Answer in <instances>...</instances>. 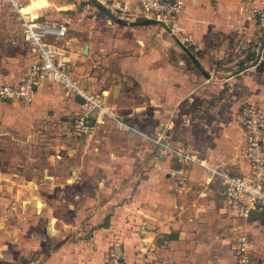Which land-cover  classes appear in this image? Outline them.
Here are the masks:
<instances>
[{"label": "crops", "instance_id": "0c3cea01", "mask_svg": "<svg viewBox=\"0 0 264 264\" xmlns=\"http://www.w3.org/2000/svg\"><path fill=\"white\" fill-rule=\"evenodd\" d=\"M181 1L180 17L167 26L141 24L147 19L134 0H95L117 18L91 17L97 28L85 54L58 10L66 0H21L27 17L67 25L64 37L47 41L82 86L104 90L106 111L93 113L91 136L71 139L70 121L83 110L60 87L40 82L28 106L0 100V136H20L32 149L46 136L45 149L63 152L37 173H24L17 157L0 169V264H106L112 240L123 245L124 264H147L145 243L155 232L164 239L165 264L192 258L182 244L213 225V183L226 204L209 168L249 172L237 117L246 101L264 114V28L252 14L262 0ZM102 17L105 23L97 22ZM154 23L165 27L156 33ZM16 37L0 47V85L20 81L35 60L33 47ZM170 150L193 159L179 161ZM171 170L186 176L182 185ZM57 211L75 213L70 219ZM263 217L261 208L243 221L259 226Z\"/></svg>", "mask_w": 264, "mask_h": 264}, {"label": "built area", "instance_id": "2783aa9c", "mask_svg": "<svg viewBox=\"0 0 264 264\" xmlns=\"http://www.w3.org/2000/svg\"><path fill=\"white\" fill-rule=\"evenodd\" d=\"M19 18L22 40L33 47L35 60L25 76L17 82L0 85V100L17 101L23 106L32 104L40 82L46 81L63 89L69 96H80L82 112L72 117L69 127L79 135L91 136L97 120L93 113H104L107 95L104 90L89 91L71 74L62 53L47 41L50 34L64 37L66 24L54 26L47 19L27 17L22 12L21 0H3ZM141 18L174 26L180 17L184 4L181 0H134ZM253 17L264 28V0L254 8ZM237 123L244 142V154L249 163V172L236 174L225 170L209 168L216 175L223 188V196L230 213L237 219L246 221L253 211L264 208V114L262 108L251 101L244 102L238 112ZM182 162L192 161V157L180 150H170ZM170 177L182 185L186 176L180 170H171ZM246 229V228H245ZM239 264H252L253 255L247 231L239 232L234 246ZM106 264H124L123 245L112 240L106 252Z\"/></svg>", "mask_w": 264, "mask_h": 264}, {"label": "rangeland", "instance_id": "374dc122", "mask_svg": "<svg viewBox=\"0 0 264 264\" xmlns=\"http://www.w3.org/2000/svg\"><path fill=\"white\" fill-rule=\"evenodd\" d=\"M61 5L65 7H59L58 10L64 15L62 16L64 20L67 21L69 26L68 36L73 37L72 43L75 45L78 51H81L83 49L82 47H84V45L87 43V40L89 39L87 35L93 36L92 33L97 28L96 26H91L94 21V19L91 17H99L104 14L114 23L115 18H117L116 15L113 14L112 19V16L108 14L109 11L98 8L96 6L95 0H66V2L61 3ZM119 16L122 15L119 14ZM124 17L125 16L123 15V17L120 19L125 20ZM105 21V17L97 20V22L102 23H105ZM14 22L17 21L14 19L10 9L6 5H3V3L0 1V47L8 44V40H6L8 38L10 39L9 41L11 43H13L12 38L16 36V40H22L20 23L15 24ZM154 24L155 25L150 29L156 33H158L161 28L165 27L157 23ZM170 32L171 29L165 28L164 34H169ZM128 52H130V50L127 48L123 53L125 54ZM75 78L79 80L77 77ZM14 133L16 136L18 135L17 131ZM70 133L71 139L77 138V132L71 130ZM41 135H45V133H41ZM1 137H6L7 139L4 144H2V141L0 143V154L6 155V159L0 155V169H2V171H5L6 168L9 169V166L11 167V164L15 163V161H13V158L15 157H17L18 160H21L20 165L22 166L24 173L28 174L29 172H35L34 169L37 167H40L41 170L43 168H48L51 161H49L47 158L51 157V155H63L62 150L57 147L45 149L46 136H41V140H39L40 145H38V143H31L32 145L37 146L33 149L24 145L28 144V141H25L26 143H20V136H17L15 139L8 134L0 136V138ZM38 146H41L44 149H38ZM33 157H38L40 159L36 160ZM51 169H53L52 166H50V170ZM212 188L215 192L216 198V210L212 213L213 216L211 217L214 223L209 228L205 226L199 227V234L195 235L193 242L182 244L183 250L185 251L184 253L192 252L193 255L192 258H183L181 262L183 264H239L234 250V240L239 232L247 231V233L251 236L250 248L253 255L252 264H264V223L263 225L259 224V228L257 225L253 226L252 223L250 225L241 219L235 218L230 213L227 205L224 204L219 183H213ZM74 213L75 212H72V215L69 216L70 213L68 212L62 213L57 211V214L61 217L65 215V218L70 219L73 218ZM155 233L156 234H153L152 237H150V239L145 243L146 248L144 254L147 259L144 260V262L147 264H165L163 253H161L163 248L162 245H164L162 240L164 239H162V235L160 233Z\"/></svg>", "mask_w": 264, "mask_h": 264}, {"label": "water", "instance_id": "95a60500", "mask_svg": "<svg viewBox=\"0 0 264 264\" xmlns=\"http://www.w3.org/2000/svg\"><path fill=\"white\" fill-rule=\"evenodd\" d=\"M149 23H153V20H144V21H142L141 22V24H149ZM264 46V36H263V40H262V44H261V48ZM184 50H185V52L188 54V56L191 58V60H192V62L196 65V66H198V67H200V65H199V62L197 61V59L190 53V51L189 50H187L186 48H183ZM87 52H88V45H85V47H84V53L85 54H87ZM205 76H208V74H205ZM74 101L76 102V103H78V104H83L84 103V100L80 97V96H75V98H74Z\"/></svg>", "mask_w": 264, "mask_h": 264}, {"label": "bare ground", "instance_id": "6f19581e", "mask_svg": "<svg viewBox=\"0 0 264 264\" xmlns=\"http://www.w3.org/2000/svg\"><path fill=\"white\" fill-rule=\"evenodd\" d=\"M23 12V11H22Z\"/></svg>", "mask_w": 264, "mask_h": 264}]
</instances>
